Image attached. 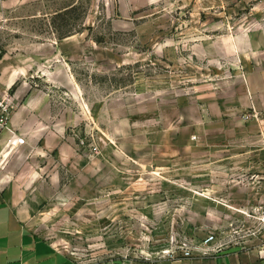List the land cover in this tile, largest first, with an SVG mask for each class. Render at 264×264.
Returning <instances> with one entry per match:
<instances>
[{
	"label": "rangeland",
	"instance_id": "obj_1",
	"mask_svg": "<svg viewBox=\"0 0 264 264\" xmlns=\"http://www.w3.org/2000/svg\"><path fill=\"white\" fill-rule=\"evenodd\" d=\"M0 186L84 262L264 244V0H0Z\"/></svg>",
	"mask_w": 264,
	"mask_h": 264
},
{
	"label": "crops",
	"instance_id": "obj_2",
	"mask_svg": "<svg viewBox=\"0 0 264 264\" xmlns=\"http://www.w3.org/2000/svg\"><path fill=\"white\" fill-rule=\"evenodd\" d=\"M0 264H264V244L177 260L84 262L29 227L0 186Z\"/></svg>",
	"mask_w": 264,
	"mask_h": 264
}]
</instances>
